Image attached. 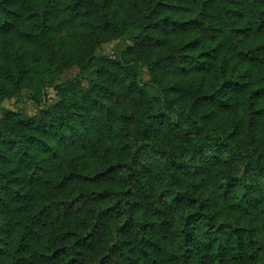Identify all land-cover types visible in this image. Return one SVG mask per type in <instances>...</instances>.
I'll return each instance as SVG.
<instances>
[{"label": "clouds", "instance_id": "clouds-1", "mask_svg": "<svg viewBox=\"0 0 264 264\" xmlns=\"http://www.w3.org/2000/svg\"><path fill=\"white\" fill-rule=\"evenodd\" d=\"M157 2L145 0L137 15L147 16ZM204 2L188 0L186 11L157 9L150 20L169 17V30L146 29L144 34L152 40L140 51L121 57L132 65L134 82L128 73L107 82L117 100L98 97L93 91L92 100H80L82 108L68 110L73 118L59 131L66 138L74 131L82 133L76 113L97 116L91 107L95 103L112 107L131 120H117L111 131L82 135L67 146L58 143V137L15 127L14 120L0 124V140L19 141L5 153L8 161L0 160V185L6 184L13 197L35 194L30 200L10 199L0 188L7 205L0 204V264L30 259L31 252L26 250H34L37 242L28 231L32 220L43 223L44 217L51 219L68 205L76 211L67 227L43 233L36 228L42 245L67 247L60 264L69 260L100 264L113 245L116 255L112 259L119 264H215L214 246L225 248V241L229 242V257L236 253L230 264H264V93L253 95L264 89V28L259 27L264 21V0H217L220 9L243 12L242 16L224 15L221 10L219 16L226 22L221 24V33L209 27L220 23L218 9L205 7ZM37 7L45 5L41 2ZM79 19L38 36L57 60L63 54L64 59L71 57L84 65L95 55V46L79 36L88 31L79 27ZM173 20L192 23L171 31ZM138 24L139 20L127 31L140 34ZM248 26L251 31L246 35L233 31ZM69 32L70 38L65 39ZM17 47L19 42L9 49L12 60L0 61L5 68L11 64L14 70L15 58L35 48L26 44L16 51ZM77 79L96 80L88 70ZM35 91L26 83L13 89V102L20 100L15 110L23 109L25 100L33 104L28 93ZM22 134L38 137L42 146L29 144ZM4 148L0 144V150ZM17 149L29 151L31 166L17 162L13 155ZM13 176L23 180L10 182ZM29 177L48 183L34 186ZM25 204L23 211H17ZM117 211L119 215H114ZM130 216L135 222L134 236L122 232ZM145 223L149 228H142ZM85 237L92 241L86 249L76 244ZM209 248L211 255H207Z\"/></svg>", "mask_w": 264, "mask_h": 264}, {"label": "trees", "instance_id": "trees-1", "mask_svg": "<svg viewBox=\"0 0 264 264\" xmlns=\"http://www.w3.org/2000/svg\"><path fill=\"white\" fill-rule=\"evenodd\" d=\"M118 0H0V61L7 62L12 60L13 54L9 49L19 42V47H24V45H34V50L25 49V52L22 53L19 57L15 58V69L13 70L12 65L10 64L5 68L4 63H0V97L12 98L13 89L18 90L21 86L26 84L30 85V88H35L36 91L32 95L28 96L34 103L36 107V112H39V115L28 116L24 113L22 109L13 111L9 108H6L1 104L0 101V124L7 125L9 121L14 120L15 127L32 129L34 131H40L44 135L50 137H58V143L64 142L65 145L75 143L76 140L80 139V136L88 134L89 129L86 124V119L84 114L77 112L76 115L80 116V123L83 128V132L77 134L76 131L73 132L72 137L66 138L63 133L59 131L61 126H66L67 121L70 118H73V114L68 110L70 108H82L83 105L80 104V100H92L93 97L91 93L96 92L98 97L107 98L112 100H117L118 97L113 96L111 89L107 87V82H112L117 76L121 73H128L132 77V81L135 80V72L132 70V65L126 60H122L121 57L124 55L121 52H116L115 59L112 58V54H98L96 53L97 46L96 43V32L95 36L90 35V40L87 42L89 45L95 46V55L89 59V61L81 65L76 62L78 67V72L75 76L68 79H63L66 59L62 54L59 59L56 58V53L49 51L48 48L38 40V36L45 35L49 30L53 29L55 26L56 30H59L60 25L71 20L72 23H75V20L79 19V24L81 19H87L88 16H99L102 18L106 25L116 24L117 22L112 21L113 6ZM43 2L45 7L40 9L37 7V4ZM134 6H136L135 17L131 21V25L136 24V21L139 20L140 24L136 25L141 27V33L133 35L128 32L129 26L125 29L120 28L121 36L129 37L131 41L136 43L138 46H145L152 40L150 35H145L144 32L146 29L151 28L154 31L163 30L167 32L169 30V17L165 16L162 21L152 22L150 17L156 13L157 9L160 8H171L175 10L182 9L188 4V0H178L177 3H172L171 0H158L156 9H153L151 13L147 16L140 17L137 13L143 10V5L145 0H132ZM233 3H238L239 0H231ZM205 7L215 6L217 11V16L222 10L224 15H243V12H236L233 9H220L217 0H205ZM239 13V14H238ZM66 14V15H65ZM222 23H226L223 21ZM59 20V23L57 22ZM144 20H149L148 24H144ZM192 22L186 21L178 24L177 21H171V30L177 31V29H185ZM97 27V26H96ZM117 27V26H115ZM260 28H264V21L260 22ZM36 29H39V33L36 32ZM117 29V28H116ZM223 29V27H222ZM259 30V28L257 29ZM237 34H247L251 31V26L240 27L233 29ZM71 33L69 32L67 39ZM19 47L16 48V51H19ZM201 55H205L201 53ZM55 62V69H53V63ZM203 68L204 65L199 66ZM84 70H88L91 73L95 72L96 80L90 81L85 79L83 82L77 77ZM87 80L88 84L85 83ZM229 81H225L227 85ZM12 85V89L8 87ZM91 85V87H89ZM52 88L56 92L57 99L53 102H50L48 96V89ZM41 92L43 93L41 95ZM264 93V89H257L253 93L254 96H259ZM79 97V98H78ZM19 101V99H18ZM91 107L95 108L97 113V118L101 121H104V126L107 130L111 131L112 123L117 120L129 121L131 117H128L123 114H117L114 111V108L107 105H102L100 103L92 104ZM67 113V115H65ZM101 114V115H100ZM106 117V121H105ZM2 135V132H0ZM22 139L27 140L29 144H34L39 149L43 141L38 137L31 135H23ZM19 141L16 139L11 140H0V144H4L5 148L0 150V160L5 162L8 161V157L5 154L7 151L11 150V146L18 144ZM13 155L16 157L17 162L21 165L32 163L31 154L27 149H17ZM175 163V161H173ZM19 171V169H15ZM44 171H47L45 169ZM36 176V173H33V177ZM17 176L12 177L14 183L17 182ZM28 182L31 181L34 186L43 185L40 184L42 178L33 179L28 178ZM44 179H42L43 181ZM48 181L45 180L44 184H47ZM0 188L4 189V195L8 196L10 199H25L30 200L34 193H26L24 197H20L19 193L15 197L12 196L11 190L8 189V186L0 185ZM131 189L129 190V192ZM161 198L164 196V193L160 194ZM181 198L177 197L179 201ZM140 202L137 201L133 204V207H136ZM0 204H4L3 197H0ZM27 205H21L17 211H23ZM170 206V205H169ZM57 208H61V205H56ZM22 209V210H21ZM76 209H73L71 205H68L67 208L63 209L57 216L43 218V223L37 219L32 220V227H29L28 231L32 234L33 239L37 242L32 246L34 250H26L31 252V258L25 260L24 257L20 258L19 264H60L62 256L67 255V247L62 248H48L40 243L42 235H39L36 232V228L41 230V233L44 230L49 228H61L67 227L71 223V217ZM155 212H160V209H155ZM114 215H119L117 211ZM51 216V214H49ZM129 222L125 221L124 229L122 232L125 235L134 236L135 235V222L132 217H129ZM36 226V227H35ZM149 224L145 223L142 225V228H149ZM154 226V225H153ZM74 234V233H71ZM91 236L92 234L89 233ZM23 238V237H22ZM125 243H131V240L126 241ZM228 241H225V248L223 245L221 248L216 247V261L215 264H230V261L236 259V253L233 252L232 256L229 257L227 251ZM77 245H80L82 248H88L92 245V241H89L87 237L83 240H77ZM239 245H236L238 247ZM116 245H113V250L110 252L109 256L101 258L100 264H119V261L113 260L112 256L116 255L115 252ZM20 249H18L19 251ZM3 250L0 249V252ZM212 248H209L207 255H211ZM77 256L81 255V252L76 253ZM242 258V257H241ZM251 258V257H250ZM67 264H74V260H69ZM81 264L83 262L81 261ZM153 264H156L153 261ZM239 264V262H237Z\"/></svg>", "mask_w": 264, "mask_h": 264}, {"label": "rangeland", "instance_id": "rangeland-1", "mask_svg": "<svg viewBox=\"0 0 264 264\" xmlns=\"http://www.w3.org/2000/svg\"><path fill=\"white\" fill-rule=\"evenodd\" d=\"M186 10H187V7H183L182 9H179L177 11H186ZM135 11H136V6H134V2H132V0H118L113 6V13L111 15L112 21L117 22L116 24H113V26L112 25L104 26L103 24H105L106 22H104L101 17L95 16V15L88 16L89 18L87 19L86 18L84 20L81 19V23L79 24V27L81 29H87L88 31H82L81 33H79V36L82 37L86 42H89L90 35L93 36L96 32L95 46H97L96 53L98 54H112L113 52H121L119 51L121 48L123 49V52H121L123 54L127 52H131L133 50L140 51L144 46H138L133 41L132 43H128L130 38L127 36L126 37L121 36V33H120L121 32L120 28L125 29L127 26L131 25V21L136 16ZM238 16H242V15L239 14ZM217 18L219 19L220 23L214 26L210 25L209 27L212 29L213 32L221 33L223 32V29L221 26L222 21L220 17L217 16ZM171 31H174V30H171ZM70 36L68 38H70ZM212 38L214 39L215 36H213ZM134 45H135V49H134ZM215 51L216 49H213V52ZM203 54L208 55V53H203ZM65 68L66 70L64 71V75H62L63 79H68L70 77H73L78 72L76 61L73 60L71 57L66 59ZM91 74L95 77L94 75L95 72ZM85 83L88 84L87 80L85 81ZM27 87L30 88V85L27 84ZM32 93L33 92L28 93V96L32 95ZM48 96H49L50 102H53L57 99L56 92L52 88L48 89ZM0 101H1V104H3V106L13 111H17L15 110L16 104L20 103V100L18 101V99H16V102L14 103L13 102L14 97L12 98L0 97ZM22 110L24 111L26 115L33 116V115H29V112H36V107L34 106V104H28L27 101L25 100V107ZM84 116L86 119V124L88 125V129H89L88 133L96 132V133L102 134L106 131H109L104 126V121L99 120L97 116L95 117L91 115H84ZM105 121H106V117H105ZM23 166L28 167L27 164ZM29 166H31V164H29ZM22 180H23V177L17 178V182L19 183H21ZM39 182L40 184H44L45 180L42 181L41 179ZM29 183H33V182L29 181Z\"/></svg>", "mask_w": 264, "mask_h": 264}]
</instances>
